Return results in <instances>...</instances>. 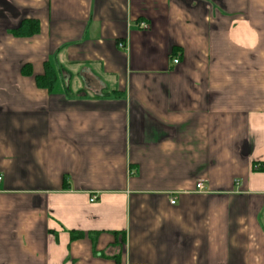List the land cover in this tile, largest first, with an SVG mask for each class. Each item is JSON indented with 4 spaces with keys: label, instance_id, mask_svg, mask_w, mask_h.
I'll return each instance as SVG.
<instances>
[{
    "label": "crops",
    "instance_id": "0c3cea01",
    "mask_svg": "<svg viewBox=\"0 0 264 264\" xmlns=\"http://www.w3.org/2000/svg\"><path fill=\"white\" fill-rule=\"evenodd\" d=\"M0 176V264H264V0H0Z\"/></svg>",
    "mask_w": 264,
    "mask_h": 264
},
{
    "label": "trees",
    "instance_id": "16d2710c",
    "mask_svg": "<svg viewBox=\"0 0 264 264\" xmlns=\"http://www.w3.org/2000/svg\"><path fill=\"white\" fill-rule=\"evenodd\" d=\"M35 31H36V28L31 29L29 31L28 30L26 31L24 25H22L20 27V30H19L18 34L24 36V35H26L28 33L30 34L31 32H35ZM37 82H38V85L47 87V89L52 90L53 87L55 86V83H56V76L54 75V72L52 70L47 69L45 76L37 78Z\"/></svg>",
    "mask_w": 264,
    "mask_h": 264
},
{
    "label": "built area",
    "instance_id": "2783aa9c",
    "mask_svg": "<svg viewBox=\"0 0 264 264\" xmlns=\"http://www.w3.org/2000/svg\"><path fill=\"white\" fill-rule=\"evenodd\" d=\"M141 26H142L143 29H147V28H148V26H147L145 23H142ZM120 47L123 48L124 45H123V44H120ZM174 62H175V64H178V63H179V59H175ZM1 181H2V176H0V182H1ZM197 188H198L199 190H202V189H203V185H202V183L197 184ZM95 200H96V196H93L92 199H91L90 201H91V202H94ZM171 203H172V204H175V200H174V199L171 200Z\"/></svg>",
    "mask_w": 264,
    "mask_h": 264
}]
</instances>
